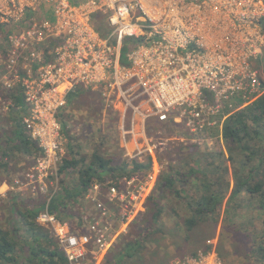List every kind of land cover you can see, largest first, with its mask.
<instances>
[{"label": "built area", "instance_id": "2783aa9c", "mask_svg": "<svg viewBox=\"0 0 264 264\" xmlns=\"http://www.w3.org/2000/svg\"><path fill=\"white\" fill-rule=\"evenodd\" d=\"M0 44V87H21L23 121L42 151L27 185L48 202L65 154L59 115L78 88L102 89L131 111V132L140 127L147 141L146 157L133 159L151 157V168L118 185L95 182L83 225L48 209L39 215L70 264H103L145 213L164 170L156 149L166 143L148 139L150 119L181 126L191 136L179 137L184 144H212L229 116L264 94V0H0ZM212 131L219 135L208 138ZM212 244L171 264H222Z\"/></svg>", "mask_w": 264, "mask_h": 264}, {"label": "trees", "instance_id": "16d2710c", "mask_svg": "<svg viewBox=\"0 0 264 264\" xmlns=\"http://www.w3.org/2000/svg\"><path fill=\"white\" fill-rule=\"evenodd\" d=\"M98 28L103 30L102 22ZM128 51L126 44L122 63ZM258 64L264 87V60L261 58ZM93 90L78 88L69 95V104ZM0 93L11 104L6 126L0 132V173H8L21 159H36L42 151L23 121L27 106L21 87ZM66 108L59 115L66 154L59 171V188L52 199L33 200L17 191H9L6 199L0 196L2 208L9 214L4 218L0 215V264H70L52 231L38 223L39 215L48 209L59 220L72 225L76 222L68 219L74 217L80 227L91 209L86 198L95 182L102 186L110 181L118 185L121 179L144 174L151 168V157L115 158L103 153V143L83 145L63 115ZM147 133L161 140L174 134L191 138L181 126L159 123L154 118L150 119ZM207 133L208 138L219 135ZM215 142V151L203 149L201 143L193 141L181 143L173 153H164V147L156 149L159 161L165 165L149 198V225H140L139 217L112 247L105 259L107 264H134L142 259L149 251L151 236L163 233L162 220L168 205L177 220L183 219L180 227L184 241L200 244L204 250L210 248L207 242L216 236L217 225L223 221L224 225L253 232L252 257L256 264H264V94L229 116L223 124L222 138L217 137ZM5 181L1 177L0 185ZM244 210L252 211L249 221L244 220ZM251 224L255 231L249 230ZM190 254L195 255L196 251Z\"/></svg>", "mask_w": 264, "mask_h": 264}, {"label": "rangeland", "instance_id": "374dc122", "mask_svg": "<svg viewBox=\"0 0 264 264\" xmlns=\"http://www.w3.org/2000/svg\"><path fill=\"white\" fill-rule=\"evenodd\" d=\"M261 58L264 60V57ZM2 71L3 70L0 68V79L2 77ZM0 90L3 89L0 87ZM0 97H3L2 93H0ZM5 102L6 104L2 105L0 109V112H2L0 113V117L7 116L6 113L8 109L5 108L11 105L10 102ZM123 111L124 109L121 104L118 102L114 104L110 103L105 98L102 89H98L68 104L63 115L70 121L74 133L79 135V141L82 142L83 145H86L88 142H91L93 145L103 143V153L115 158H133L140 152L146 157L145 149L147 147V141L140 135V127L136 128L134 132H131L132 113L129 111L125 114ZM149 123L150 120L147 122L146 130H148ZM146 134L148 139L153 140L154 143L161 141V138L149 137L147 132ZM170 137L171 138L168 140H163L166 142L164 146H161L165 148L164 153L166 150L169 153H173L176 147L184 143V140L176 137L175 134ZM216 146L217 143L215 141L212 144L211 142H203V144H201L203 149L210 151H215ZM160 151L163 150L160 149ZM38 158L39 157L36 159L28 158V160L21 159L18 163L19 165H12L10 167V172L4 173V171H1L0 179L1 177L4 178V180L6 179V181L0 185V196L2 198L6 199L9 195L8 193H10L9 191L21 192L23 197L31 196L33 200L37 197L44 198V196L38 194L36 189L27 185L31 169ZM165 163L167 164V161ZM16 172H19V174H16ZM12 182H15V185H12ZM59 182L60 178L58 180V188ZM5 183L9 185V187L7 186L8 188H2ZM12 187H14L15 190H12ZM2 207L0 201V215L4 218L9 214L8 211ZM150 214L151 210L147 206L145 213L140 216V225H149L147 219L150 217ZM250 214H252V211L247 213V210H244V220L248 219L249 221L251 217ZM68 220L76 222L73 223L74 227L78 226V222L74 221V217ZM177 221L180 222V225H178ZM182 222L183 219L177 220L176 216L172 213L170 205H168L162 220L163 233L151 236L148 243L149 251H147L137 263L134 261V264H171L175 261H179V259L183 257L191 255L190 253L193 251H196L197 254L199 251L204 250L205 247L200 244L195 245L191 241H184L183 229L180 227ZM237 227L238 226H229L227 223L224 225L222 221L217 225L216 236L209 241L213 243L212 245H214V247H217L222 264H256L251 254L253 232L250 233L242 229L238 230ZM248 228L250 231H255L256 229L253 224L248 226ZM123 237L124 235L121 236L118 241ZM103 264H107L106 260Z\"/></svg>", "mask_w": 264, "mask_h": 264}, {"label": "crops", "instance_id": "0c3cea01", "mask_svg": "<svg viewBox=\"0 0 264 264\" xmlns=\"http://www.w3.org/2000/svg\"><path fill=\"white\" fill-rule=\"evenodd\" d=\"M0 113H2V112H0ZM6 117H7V116H5V117H0V132H1V129H3V128L6 126V123H4ZM1 134H2V133H1ZM7 186L9 187V185H8L7 183H5V184L2 186V188H3V187L8 188Z\"/></svg>", "mask_w": 264, "mask_h": 264}]
</instances>
